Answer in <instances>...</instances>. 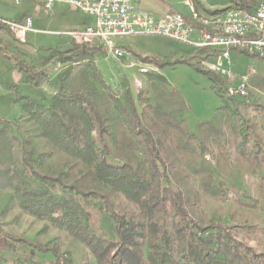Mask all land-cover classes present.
Returning <instances> with one entry per match:
<instances>
[{"label": "trees", "instance_id": "obj_1", "mask_svg": "<svg viewBox=\"0 0 264 264\" xmlns=\"http://www.w3.org/2000/svg\"><path fill=\"white\" fill-rule=\"evenodd\" d=\"M254 5L246 2L242 8ZM47 50L36 66L19 63L24 84L38 89L37 95L20 94L21 86L12 83L10 94L1 97L19 104L21 112L18 122L1 119L0 126V189L11 190L8 205L66 231L87 246L97 264H264V251L242 237L251 232L242 230L246 224H200L174 179L176 166L189 160L185 154L202 158L224 128L247 139L243 122L250 120L243 110L257 117L254 105L231 97L227 118L219 116L216 126L201 125L196 134L185 124L187 102L178 91L162 86L153 95L147 88L137 99L130 90L118 94L96 64L99 47L57 44ZM201 52L216 56L213 49ZM51 63L58 69L54 78L47 69ZM208 74L213 80L218 76ZM152 79L167 83L161 74ZM44 85L52 88L50 96ZM22 119L33 122L37 133L23 131ZM33 138L44 139L50 149L39 151ZM238 145L242 157L260 163ZM169 148L179 160L168 154ZM56 153L66 157L67 168L59 173L48 165ZM74 172L76 179L68 182ZM85 182L107 192L84 189ZM215 185L212 195L217 197L229 189L220 187L224 181ZM96 206L111 218L112 233L97 226ZM53 256L44 262L32 250L0 255V264H76L70 252L54 250Z\"/></svg>", "mask_w": 264, "mask_h": 264}, {"label": "rangeland", "instance_id": "obj_2", "mask_svg": "<svg viewBox=\"0 0 264 264\" xmlns=\"http://www.w3.org/2000/svg\"><path fill=\"white\" fill-rule=\"evenodd\" d=\"M172 1L190 12L185 0ZM206 1L212 3L218 0ZM229 1L235 2L229 8H242L246 2L254 4L264 2V0ZM6 2L8 3L5 4L4 12L8 14L28 11L34 19V28L38 33L30 34V42L21 44L9 31L0 29V73L5 69V80H8L7 78L13 82L16 80L19 63L22 61L27 65L36 66V63L48 54L47 47L43 46L57 43L64 46L80 44L75 38L65 40V35L68 34L67 31L80 30L89 19V16L82 11L60 4L56 9L48 12L41 3L32 0H25L19 5L13 4L10 0ZM0 3L2 4L1 1ZM194 3L203 14L214 15L213 11L206 12L200 9L197 0H194ZM61 7L63 10L59 13ZM117 42L131 52L130 62L139 61L153 67L151 73L142 76L138 68L128 67L130 62L127 58L115 59L102 46H97L100 48V53L96 57V64L107 83L117 90L118 94L130 90L137 99L138 93L147 88L153 95L162 86L178 91L187 102L186 112L183 114L185 124L196 134L199 133L201 125L212 122L216 126L219 116L227 118L225 116L227 106L232 105L233 101L226 95L224 82L220 76H216L213 80L208 74L214 72L211 65L215 56L206 57V53L201 52L200 48L164 36L136 35L119 38ZM54 67V63L47 66L52 78L58 71ZM231 67L239 74H247L249 69H257L255 74H251L249 94L244 99L250 105H254L259 113L255 117L254 113L243 110V115L250 120L252 131L247 129L249 123L243 122L246 126L244 133H248L247 139H244L243 136L234 137L230 130L224 128V134H219L214 142L210 141V151H207L202 158L197 159L191 152V154L186 153L188 162L176 166L175 178L174 176L173 178L187 195L189 211L195 220L204 226L246 224L242 230L251 232L250 235L242 237L254 245L257 251H264V61L233 51ZM7 68H10L11 72H6ZM160 69L168 81L166 85L152 79V75L159 74ZM8 74L9 76H6ZM136 79L143 80V88L135 87ZM43 90L48 92L49 96L53 91L49 85H44ZM37 91L38 89L31 84H25L21 86L20 94L35 96ZM236 99L241 100V98ZM6 110L7 106L0 104V126L1 119L18 122V117L21 115L20 110L12 109L8 112ZM20 122L23 131L31 129V132H27L28 135L37 133L33 122H27L25 119ZM34 143L39 151L50 149L49 144L42 138H35ZM238 144H244L245 150L247 148L250 153L249 156L260 159V163L257 165L251 162L250 158L247 160V155L242 157L237 151ZM168 154L177 157L172 148L168 149ZM178 157L179 160L180 156ZM65 161L64 154L56 153L48 161V165L54 172L59 173L66 170ZM76 177L77 173L74 172L68 182L75 180ZM221 181L226 185L220 187L223 189L228 187V191L224 190L228 194L221 191L217 193L221 195L224 192L223 197L212 195L214 188L217 187L215 183ZM83 185L84 189L107 192L88 182ZM11 194L10 189H0V255L16 257L33 250L37 259L48 262L54 259L53 252L56 250L70 252L76 264H97L96 258L87 246L72 238L66 231L53 228L46 221L34 218L16 204L8 205ZM94 211L97 226L107 233H112L113 223L109 215L100 211L97 206Z\"/></svg>", "mask_w": 264, "mask_h": 264}, {"label": "built area", "instance_id": "obj_3", "mask_svg": "<svg viewBox=\"0 0 264 264\" xmlns=\"http://www.w3.org/2000/svg\"><path fill=\"white\" fill-rule=\"evenodd\" d=\"M19 5L25 0H10ZM41 3L51 12L58 4L74 7L94 18V23L70 35L80 43L102 46L113 58L122 59L131 52L118 44V39L136 35L164 36L172 40L192 44L196 48L216 51L211 69L224 82L227 96L247 98L251 74L257 69H249L247 74H239L232 67V52L239 51L259 60L264 58V2L252 9L232 7L222 15H202L197 11L194 0H185L190 10L189 20L181 13H171L157 17L143 10L141 0H32ZM0 29L9 31L16 41L28 43L29 34L35 31L33 17L17 20L0 16ZM198 32L199 38L192 37ZM130 68H138L142 75L153 71L150 64L131 61ZM137 89L143 88V80L136 79Z\"/></svg>", "mask_w": 264, "mask_h": 264}, {"label": "crops", "instance_id": "obj_4", "mask_svg": "<svg viewBox=\"0 0 264 264\" xmlns=\"http://www.w3.org/2000/svg\"><path fill=\"white\" fill-rule=\"evenodd\" d=\"M0 1L2 2V4L0 3V16L13 18V19L17 18V20H23L24 18H26L28 16H31L28 11L27 12L24 11L23 13H18L17 12V13H14V14H8V13L4 12L5 4L8 3V2H6V0H0ZM197 1H198V5L200 6V9H202V10H204L206 12H208V11L216 12V13H214V15H222L227 10L226 8H229L230 6L233 5V3H235V2L229 1V0L228 1L218 0V1H215V2H212V3L208 2L206 0H197ZM203 2H205V3H203ZM183 4H184V2H183ZM58 5H60V4H58ZM63 5H65V4H63ZM65 6H67V5H65ZM140 6H141V8L143 10L150 11V12L154 13V15L157 16V17H165V16L170 15L171 13L177 12V13L183 14L189 20L191 19V13L189 11H187L185 7H182V5L180 6V4H178L177 2H174L172 0H141ZM56 7L54 9H56ZM60 9L61 10H59V13H61L63 8L61 7ZM223 10H225V11H223ZM197 11L200 14L205 15L200 10H198V8H197ZM219 12H223V13L221 14ZM93 23H94V18L89 16V19H87V21L84 23V25L82 26L81 29H83L86 25H90V24H93ZM33 27H34V19H33ZM71 31H76V30L67 31L68 34L65 35L66 36L65 40H69V39L73 40L74 37H72L70 35ZM32 33H38V30L35 29V31L31 32L30 34H32ZM30 34H29V36H30ZM198 38H199V35H198V32H196L194 34L193 39L197 40ZM29 40H30V38H29ZM57 44H59V43H57ZM188 44H190V43H188ZM52 46H55V45L43 46V47H52ZM131 55L128 56V57H125V58L128 59L129 62H130ZM2 70H3L2 73H0V104H2V106H4V107L7 106V110H6L7 112L11 111L12 109L15 110V111H18V110H20V105L19 104L11 105L8 100L7 101L6 100H1V97L10 94V92H11L10 89H9V85L10 84L13 83V84H18L20 86L25 85L24 84V81H25L24 74L20 70L17 71V78H15L16 80L13 82L10 78H7L8 80H5V78H4L5 77V75H4L5 69H2ZM9 71L11 72V69L7 68L6 72L9 73ZM138 71H139V69H138ZM161 71L162 70L160 69L159 74L163 75L161 73ZM139 74L142 75L140 73V71H139ZM6 76H9V74L6 75Z\"/></svg>", "mask_w": 264, "mask_h": 264}]
</instances>
